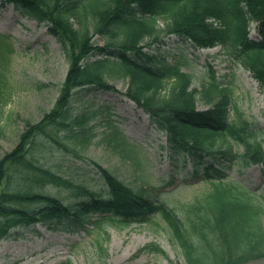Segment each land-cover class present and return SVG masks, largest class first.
<instances>
[{"label":"trees","instance_id":"trees-1","mask_svg":"<svg viewBox=\"0 0 264 264\" xmlns=\"http://www.w3.org/2000/svg\"><path fill=\"white\" fill-rule=\"evenodd\" d=\"M5 6L46 25L68 70L53 108L40 121L29 123L14 149L0 159V241L14 229L37 224L51 231L90 234L104 224L126 227L158 217L185 264L264 259V192L256 196L237 182L225 181L218 166L235 161L262 166L264 178L263 138L238 112L229 88L220 87L212 73L207 85L191 88L193 76L183 72L179 62L168 64L143 45L164 35L195 49L219 46L251 74L264 94V0H0V7ZM95 35L108 42L97 45ZM11 51L0 36L2 63H7ZM111 73L126 79L124 97L165 134L168 151L183 163L190 162L192 179L209 184L208 192L181 214L147 188L124 184L94 161L105 196L48 166L45 152L51 147L82 159L96 137L90 126L93 112L89 107L76 111L74 105L89 94L118 93L108 81ZM2 94L0 88V102ZM198 100L207 109L198 110ZM104 141L139 165L135 146L117 127L109 126ZM233 143L242 148L241 154L233 150ZM18 175L23 190L3 189ZM47 186L62 187L79 199L65 204L42 191ZM96 250L105 251L99 242ZM140 252L165 256L154 244Z\"/></svg>","mask_w":264,"mask_h":264},{"label":"rangeland","instance_id":"rangeland-1","mask_svg":"<svg viewBox=\"0 0 264 264\" xmlns=\"http://www.w3.org/2000/svg\"><path fill=\"white\" fill-rule=\"evenodd\" d=\"M162 26V20L158 21ZM254 36V25L251 26ZM0 36L11 46L7 63L0 61V159L11 152L29 123H36L48 113L58 98L65 80L68 63L58 43L47 33L45 24L21 15L13 6L0 7ZM107 39L93 36L102 46ZM144 50L168 64L179 62L183 72L193 76L191 88L201 89L211 82V73L222 88H229L231 100L259 137L264 140V94L251 74L234 61L223 48L216 46L195 49L175 36H160L147 40ZM108 81L118 93L97 92L75 104L76 111L88 108L93 112L90 126L96 137L82 159L51 147L45 152L48 166L76 184H85L91 191L105 196L106 191L94 161L115 175L124 184L144 187L178 214L208 192V185L191 177L190 162L173 155L167 149L163 132L152 127L145 112L124 97L126 79L121 74H108ZM2 78V79H1ZM207 105L198 100L197 109ZM107 108V110H103ZM83 111V110H82ZM92 114V113H91ZM109 126L118 128L135 147L137 163L132 164L122 151L104 141ZM232 141V140H231ZM237 154L242 148L232 144ZM219 168L225 181L237 182L256 196L263 195L262 166H243L241 161ZM21 177L15 176L3 184L5 190H23ZM56 195L65 204H73L78 197L57 186L42 191ZM41 190V189H40ZM153 222L158 225H154ZM264 229V212L261 216ZM91 229V228H90ZM99 242L104 253L96 250ZM158 246L165 254L141 253L147 245ZM185 264L177 246L170 241L166 226L158 217L152 222L126 227L104 224L90 234L82 231L68 234L51 231L37 224L17 228L0 241V264ZM248 264H264V259Z\"/></svg>","mask_w":264,"mask_h":264}]
</instances>
